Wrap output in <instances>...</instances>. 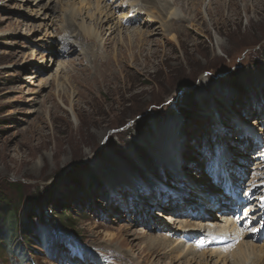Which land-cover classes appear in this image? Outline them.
I'll use <instances>...</instances> for the list:
<instances>
[{
	"label": "rangeland",
	"instance_id": "rangeland-1",
	"mask_svg": "<svg viewBox=\"0 0 264 264\" xmlns=\"http://www.w3.org/2000/svg\"><path fill=\"white\" fill-rule=\"evenodd\" d=\"M68 1L0 0V264H92L90 258L85 260L87 253L102 259L101 264H185L171 260L170 253L149 254L146 237L164 232L150 228L147 218L143 224L134 212L120 218L111 209L121 199L119 210L133 209L137 205V200L131 201L133 187L140 198L147 197L146 208L142 211L139 206L143 217L149 212L162 222L155 212H167L156 205L155 194L160 193L164 204L184 196L185 184L174 180L142 142L156 137L155 126L163 134L174 121L179 123L176 139L179 146L185 144L186 160L190 163L194 155L196 162L201 161L188 184L205 181L204 188L215 193L210 198L232 201L233 195L238 196L243 202L235 207L241 209L240 217L259 210L264 195L258 201L250 199L254 188L264 186V0H212L208 14L209 0L199 8L200 0L189 1L183 9L187 17L190 12L192 26L188 19L177 26L183 30L177 42L161 31L160 21L150 18L149 30L157 33L138 42L137 33H130L138 24L123 20L111 34L112 44L92 58L98 69L102 59L113 55L97 75L94 67L87 75L80 70L91 64L78 63L79 48L59 57L54 54L59 42H53L51 51L45 48L52 37L58 41L66 35L59 25ZM90 1L91 7L81 13L87 25L99 22L88 18L87 10L96 4ZM121 13L115 11L113 23ZM175 27L172 23L171 30ZM129 33L130 45L122 39ZM220 39L221 49L216 46ZM79 42L90 47L100 43L87 36ZM114 43L122 54L117 61ZM129 56L133 61L125 60ZM61 61L64 67L58 68L55 78ZM202 77L204 88L199 83ZM236 123L248 134L243 130L245 136L239 135L240 126L231 130ZM105 130L108 134L102 139ZM220 132H227L231 143L239 137L235 153L226 141L217 139ZM90 134L96 137L95 145L84 144ZM57 148L63 151L53 159ZM111 158L132 174L130 187L124 183L121 187L122 196L110 191L107 174L98 170L116 167ZM189 163L194 169L195 164ZM146 180L162 183L158 181L151 191ZM188 198L187 205H192L194 198ZM105 232L116 236L108 239Z\"/></svg>",
	"mask_w": 264,
	"mask_h": 264
},
{
	"label": "bare ground",
	"instance_id": "bare-ground-1",
	"mask_svg": "<svg viewBox=\"0 0 264 264\" xmlns=\"http://www.w3.org/2000/svg\"><path fill=\"white\" fill-rule=\"evenodd\" d=\"M26 1H29V0H26ZM70 1L71 2L69 1L66 2L65 7L62 8V15H61L62 21L60 22V25H59V27L62 26L60 30L66 33V35L63 34L62 35L63 37L60 38V40L58 39V41L57 39L55 38L53 39L52 37L50 39V43L48 45L45 44L46 45L45 48L51 51L53 47V42L54 41L59 42L58 43L59 47L58 49H56L55 51L56 53H54V54H57L58 57L61 54H63L61 56H64L68 52V50L71 53H73V51L79 48L78 50L79 58H77V60L79 59L78 63L82 62L83 60H86V61L88 60V62L91 64L89 67L86 66V68L79 67L80 70L84 71V74L87 75V72L88 73L91 72V67H94V69L96 68L95 64L94 65L92 64V63H95L93 59H96L97 57L101 56V54L98 53L97 51L101 50L102 48L105 49L106 46L112 44L113 37H111V34L114 32L115 28L118 29L119 27H121L123 20L124 22H127V23L135 22L138 24V26H136L130 32L133 34V36L134 34L137 33L136 39L138 42L142 40L143 37L145 38L146 35H149V34L151 35L156 32L153 29L149 30L150 24L147 21V18H150L154 22L160 21L161 31H163L166 34V36L169 34V40L177 42V37L179 33L183 32L181 27H177V26H183V24L187 22L186 19L191 17L190 12L186 8H185V11L189 12L190 17H187L185 15L183 7H185L189 3V1L190 3H192L195 0H123V1L121 0L119 3H116V4L115 2L117 0H112L111 3H106L103 0H96L95 7L93 9L89 8L90 10H87V15L90 21L99 20V22L89 24V25H87V23L83 20L81 13H82V10L85 9L86 6L91 7V1L90 0H70ZM204 1L205 0H200L199 3L196 4L197 8L201 7ZM211 1L212 0H209L208 5L206 6V9H205L206 14H208V12L211 11L208 7ZM185 2L186 4L184 6H181ZM126 3H128L127 8L124 9V5ZM244 4L242 6H244ZM113 5H114V8H113ZM186 7H189V5ZM50 9L54 11V8H50ZM117 9L121 10L123 13H121L120 16H118L117 21L113 23V19L114 20L116 19L114 16V13ZM233 12L231 13L234 14L235 12L234 13ZM191 13L193 14V12ZM142 15H145V17H143ZM188 21H189L188 25L192 26L193 20L188 19ZM172 23L176 26L175 28H173L175 29L173 31L171 30ZM144 27L148 28V30H144L143 29ZM184 27H187V26H184ZM126 30H129V28H127ZM178 30L179 32L176 33V31ZM130 33L122 37V39H125L127 44L129 45L132 42V34ZM86 36L89 37L90 40L92 41L96 40L100 43L97 44L98 46H95V47L86 46L84 44L82 45V43L79 42V40L81 38L84 40ZM122 39L119 41H122ZM216 44L218 48L220 49L224 48V44L221 42V39L217 40ZM115 45L116 44L114 43V47ZM118 45L120 47L121 42ZM117 49L118 48L115 47V50H114L115 52L114 58L116 61L120 59V57L122 56V54L118 55ZM63 51L65 52L63 53ZM112 57L113 55L112 56L108 55L107 58L102 59L101 60L102 62L99 64V68L100 66H103L104 63L107 62L108 59ZM125 60L133 61V57L132 56L131 57L129 56V58L126 57ZM64 62L61 61L57 65L55 69V74H54L55 78L57 75L56 73L58 71V68H60L61 70L64 67L62 66L64 65ZM99 68L95 69L96 70L94 72L95 75H97L98 72L100 71ZM205 81H206V78H203V77L200 78L199 80L200 86H202V88H204L203 85L206 83ZM71 109L72 111L75 110L73 105L71 106ZM207 114H208V111L207 113H205V115L207 116ZM201 121L203 125L205 126L208 125L206 119H201ZM178 125H179L178 122H174V121L170 122L169 124L166 125V127L164 126L165 131L163 134L160 133V129H158L155 126L156 132H157L156 137L154 136L150 137L148 142L142 139L144 147H146L153 153V156L157 159V162L160 163L162 166H164L163 167L164 170H166L168 174H170L174 180L184 183L187 188L184 192H182L184 196L181 199H178L177 201H175V203L173 201L170 203L166 202L164 204V202L159 201L161 200L160 193L159 195L155 194L158 197L157 200L155 201L156 205L158 207H161L162 211L167 212V214L165 215L161 214L158 211L155 212V214L156 216L164 219V221H166L165 222L166 224L163 225L162 224V222H164L163 220L162 222H160L156 217L149 215L148 214L149 212L147 214L144 213L145 217H143V213L141 214V212L143 211V209L146 208L145 206L146 203L143 202V200L148 201L147 197L140 198L139 191L136 188L130 187V183H131L130 177H132V174H130L131 171H129V173L126 172V170H124L125 167L119 164L120 160H118L117 158L115 160L112 158L109 160V161H112L111 163L114 162L116 165V167H114L113 169L102 167L104 169L98 168V170H100L102 174L103 173L107 174L105 183L108 185V187H110V191L115 192V194L117 193L118 195V193H120V196L124 195V192H122L123 190L121 187L123 183L128 185L130 189H132L133 194L135 195V198H131V201L135 202L134 200H137L136 201L137 205L134 206L133 209H130L125 206L126 209L121 211L119 210V208H117L120 206L121 201H123L121 199V201H118V203L116 201L115 204H118V205L113 207L114 209H111L110 207V209L112 210V213L120 215V218H126V217L133 216V212H134L136 214L135 217L138 216V218L136 217V220H140L141 223L145 224L144 219L147 218L148 222L150 223V226L148 225L150 228L154 230L157 228L159 230H156V231L164 232V233H160L159 235L153 234V235H149V237H146L144 244L149 245V254H151L152 252L154 253L161 252L160 256L163 257L164 254L170 253L171 260H175V259L183 260L182 262L185 264H264V229H259L260 226L264 225V223H262L264 222V207H262V205H264V196L262 200H260L259 210L255 209L253 213L247 217H244V216L240 217L238 215L237 216L238 218L237 217L235 218L233 215L230 214V208H229L230 205L228 206L226 205V200L229 201V199L225 200V198L220 197L216 199L217 202L211 201L210 195L215 194V193L208 191L209 187L204 188L203 185H206L205 181L203 180L200 181L199 185H194L193 182L192 183L190 182L192 185H189L188 184L189 183L188 180H190L189 177L191 175L197 174L196 167L200 166L201 161L196 162L195 161L196 156L194 157V155L190 159L191 161L190 163L189 161L186 160V157H185L186 154L182 151L185 144L183 146H179L177 144L176 138H179V126ZM237 126L242 127V130L239 129V132H240L239 135L245 136L243 135L244 129L242 125H237L236 123V126L234 125L231 128V130L236 129ZM94 134L97 136V132H94ZM100 134H101V138L103 139L104 136H107L108 132L105 130V132L101 131ZM206 134L207 132H205V135ZM95 135L93 134L88 135V140L84 144H89V145L91 143L94 144V138H96ZM227 136H228L227 132L225 133L220 132L219 135L217 136V139H223V141H226L229 147V150L235 153L234 151L236 149V142L239 140V137L237 141H236L237 137H235L234 141H232L233 143H231L227 139ZM91 137L92 139H90ZM99 141H102V140L99 138ZM139 142L141 143V141ZM239 144L240 143H238V145ZM176 145L178 149L177 153L174 152L176 150ZM132 148L134 150V146ZM185 150H187V148ZM62 151L63 150L61 148H57L54 154H52V158L53 159L56 158L57 154L62 153ZM192 152H193V149H192ZM173 153L175 154L174 156H173ZM221 153L223 154L222 148H221ZM71 155L73 156V154ZM235 156L241 157L244 155L235 154ZM125 157L128 159L127 161L129 160L131 161V158L127 156ZM223 157H225V155ZM184 163L186 165H184ZM187 163L195 164L194 169H192V167H189ZM55 164H56V159L53 165ZM123 165H125V163H123ZM187 171H192V172H187ZM259 177H260V174H259ZM158 181L162 183V180H158ZM158 181L151 180L150 182L149 180L148 181L146 180L145 186H147V188H150V190L153 191L152 188L156 186V183ZM118 182H121V183L118 184ZM135 182L137 181L135 180ZM117 184L119 186H117ZM214 188L216 189V187ZM192 189H193V192L191 191ZM115 194H114V197H115ZM261 195H264V186H259V187L254 188L253 193H252V198L251 199L249 198V199L258 201L259 196ZM191 196L194 198V200H190V203H192V205H187L186 202L189 201L188 197H191ZM149 197L154 198V195L152 196L150 195ZM233 201L237 202V201H240V199L236 197L234 198ZM168 203H169V206H168ZM207 205H208V208H207ZM216 205H219V207H216L215 208L216 210H214L215 211L214 212L212 208ZM139 206H142V211L139 210ZM193 206L196 207V209L193 208ZM236 206H238V204H236ZM197 207H200L202 209L201 213L198 212L200 210L197 211ZM93 210H94V205H93ZM259 211H261L262 214H260ZM156 223H157V227H156ZM159 223H161L160 226L158 225ZM241 223H243V227L239 226V224ZM253 228L258 229V231L253 232L252 231ZM166 233H169V235L166 236ZM105 236H107L108 239H112L111 237L116 236V234L105 232ZM260 240H262L263 242H259ZM201 242H203V246H200ZM84 257H85V260H88V258H90L92 261V264H95L97 260L100 261V264L103 261L99 257L95 256V254L87 253Z\"/></svg>",
	"mask_w": 264,
	"mask_h": 264
},
{
	"label": "snow or ice",
	"instance_id": "snow-or-ice-1",
	"mask_svg": "<svg viewBox=\"0 0 264 264\" xmlns=\"http://www.w3.org/2000/svg\"><path fill=\"white\" fill-rule=\"evenodd\" d=\"M262 207H264V205H262ZM252 231L253 232L258 231V229L253 228ZM200 246H203V242H201Z\"/></svg>",
	"mask_w": 264,
	"mask_h": 264
}]
</instances>
